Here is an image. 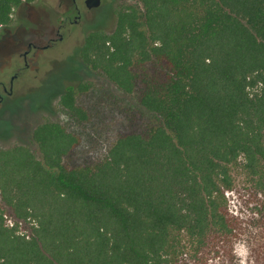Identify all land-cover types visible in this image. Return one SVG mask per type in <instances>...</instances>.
Segmentation results:
<instances>
[{
    "label": "trees",
    "instance_id": "1",
    "mask_svg": "<svg viewBox=\"0 0 264 264\" xmlns=\"http://www.w3.org/2000/svg\"><path fill=\"white\" fill-rule=\"evenodd\" d=\"M33 1L0 0V27ZM139 3L117 9L112 30H89L79 55L136 95L142 129L86 165L66 162L81 137L58 120L34 128L36 150L0 146V264H176L232 234L240 158L264 188V0ZM89 87L61 95L80 121Z\"/></svg>",
    "mask_w": 264,
    "mask_h": 264
},
{
    "label": "rangeland",
    "instance_id": "2",
    "mask_svg": "<svg viewBox=\"0 0 264 264\" xmlns=\"http://www.w3.org/2000/svg\"><path fill=\"white\" fill-rule=\"evenodd\" d=\"M71 3L22 2L14 8L11 23L0 27V83L7 88L4 91L0 85V146L21 143L36 150L34 128L47 119L58 120L81 137L66 162L86 165L104 159L120 134L142 129L145 110L135 94L123 92L86 65L79 47L89 30H112L117 9L140 3L101 0L98 6L87 8L83 0H78L81 17L77 22H65L59 38L56 26L71 11ZM74 15L72 12V20ZM50 38L54 42L50 43ZM28 41L39 47L30 50L25 64L23 52L28 49ZM81 82L90 85L77 94L78 103L88 112L86 121L73 117L61 104L65 88ZM239 161L232 167L233 183L226 192L232 234L216 235L207 248L190 249L176 264H264V188L244 170L242 158ZM5 216L8 224L15 223L9 211ZM19 230L29 233V224L20 222Z\"/></svg>",
    "mask_w": 264,
    "mask_h": 264
},
{
    "label": "flooded vegetation",
    "instance_id": "3",
    "mask_svg": "<svg viewBox=\"0 0 264 264\" xmlns=\"http://www.w3.org/2000/svg\"><path fill=\"white\" fill-rule=\"evenodd\" d=\"M29 3V2H28ZM83 3H84V5H85V0H83ZM71 6H72V9H71V11H69L66 15H65V17H64V21L61 23V24H59L58 26H56V32L60 35L59 36V38H61L62 37V33H60V30H61V28H62V26L65 24V22H67V21H70V22H77L78 21V19H80V17H81V7H80V5H79V3H78V0H72V3H71ZM86 6V5H85ZM87 7V6H86ZM88 8V7H87ZM72 12L73 13H75V19L74 20H72L71 19V16H72ZM54 38H50L49 39V42L50 43H52V42H54ZM28 49L27 50H25L24 52H23V56H24V60H25V64H27V62H26V55L30 52V50L32 49V48H38L39 46L38 45H36L35 43H33L32 41H28ZM47 45H49V43L47 44ZM45 47V46H44ZM13 76H15V75H13ZM13 78V77H12ZM2 84V87H3V90L4 91H7V88H6V86L3 84V83H0V85ZM10 89H11V87H10ZM0 97H1V93H0Z\"/></svg>",
    "mask_w": 264,
    "mask_h": 264
},
{
    "label": "water",
    "instance_id": "4",
    "mask_svg": "<svg viewBox=\"0 0 264 264\" xmlns=\"http://www.w3.org/2000/svg\"><path fill=\"white\" fill-rule=\"evenodd\" d=\"M100 1L101 0H85V5L88 8L96 7L100 4ZM45 46H47V45H45Z\"/></svg>",
    "mask_w": 264,
    "mask_h": 264
}]
</instances>
